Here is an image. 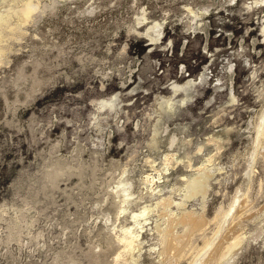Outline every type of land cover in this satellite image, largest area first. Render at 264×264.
<instances>
[{
  "label": "rangeland",
  "instance_id": "rangeland-1",
  "mask_svg": "<svg viewBox=\"0 0 264 264\" xmlns=\"http://www.w3.org/2000/svg\"><path fill=\"white\" fill-rule=\"evenodd\" d=\"M262 126L264 0H0V264H264Z\"/></svg>",
  "mask_w": 264,
  "mask_h": 264
},
{
  "label": "bare ground",
  "instance_id": "bare-ground-1",
  "mask_svg": "<svg viewBox=\"0 0 264 264\" xmlns=\"http://www.w3.org/2000/svg\"><path fill=\"white\" fill-rule=\"evenodd\" d=\"M27 4H28V2H26V8L22 11V14L20 13V15H22L23 18H28V17H29V14L31 13V10H29V7L27 6ZM148 36H149V35H148ZM149 37H150V36H149ZM150 39H151V40H155L156 37H150ZM263 132H264V126L259 127V130H258V136H259V134L261 135ZM257 139H258V138H257ZM256 142H257V141H256ZM257 144H258V142H257ZM146 178H147V180L151 181V184H153V182H155V181L153 180V177H146ZM145 214H146V208H143L141 212L133 213V214H132V218H133L134 222L137 223V220H138L139 218L143 217ZM227 215H228V213L224 214V217H223V218H226ZM126 234H127V235H124V236L122 237V242H123V244H124V247H128V246H130L131 243H132V240H133V238H132V235H133L132 231H128ZM206 244H207V243H206ZM233 245H234V243H233Z\"/></svg>",
  "mask_w": 264,
  "mask_h": 264
}]
</instances>
